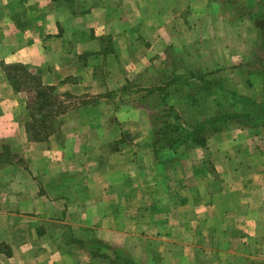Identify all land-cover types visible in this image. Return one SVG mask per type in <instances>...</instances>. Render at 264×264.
<instances>
[{"label":"crops","instance_id":"obj_1","mask_svg":"<svg viewBox=\"0 0 264 264\" xmlns=\"http://www.w3.org/2000/svg\"><path fill=\"white\" fill-rule=\"evenodd\" d=\"M253 50L264 0H0V264H264ZM17 66L66 108L45 126Z\"/></svg>","mask_w":264,"mask_h":264},{"label":"rangeland","instance_id":"obj_2","mask_svg":"<svg viewBox=\"0 0 264 264\" xmlns=\"http://www.w3.org/2000/svg\"><path fill=\"white\" fill-rule=\"evenodd\" d=\"M246 43V44H245ZM243 44H238L237 45H241L243 47V49L241 48V51L246 52V60L247 57L251 56L250 52L251 49L249 47V41L245 42ZM247 45V46H246ZM254 51H252V60L255 63H260L261 59L260 57H263L264 55H257V57H254ZM243 52V54H245ZM250 54V55H249ZM242 53L240 55V57H242ZM264 58V57H263ZM10 73L12 74V76L15 77V79H17V83H20V90H24L27 91V93H29V107L30 109L34 110L35 112H39L38 115H36V117L34 118L33 122H31V128L34 129L35 127H42L45 126L46 123H49L50 120L47 119V115L48 117L50 116L49 114L52 113V110H56L58 109L59 111L62 109L65 110V106L62 103H58L56 101V98L53 96V91L50 88H46L43 87V85H41V82L39 80L38 77L32 76L31 74H29L28 71H26V73H24L23 71L21 72H17L16 70L12 69L10 71ZM230 80L234 81V85H238V84H242V77L237 73H232L230 75ZM240 91L242 92L241 88ZM55 100V102H54ZM156 140H161V134L165 133V130L162 127V121H159V124H157V131H156ZM234 136L236 137V135L234 134ZM37 137V136H35ZM38 137L40 138H45L46 136H41L38 135ZM230 138V137H229ZM227 135H225L223 137V142L225 146H229L231 144V146L233 145V143L231 142V138L229 139ZM3 251L6 255L8 253V250L6 248H4Z\"/></svg>","mask_w":264,"mask_h":264},{"label":"trees","instance_id":"obj_3","mask_svg":"<svg viewBox=\"0 0 264 264\" xmlns=\"http://www.w3.org/2000/svg\"><path fill=\"white\" fill-rule=\"evenodd\" d=\"M17 72L23 71L26 73L25 69L23 67L17 66L13 68ZM27 74V73H26ZM9 80L12 82L13 87L16 90H20V83H17V79H15L14 76L9 72ZM162 122V127L165 130L164 134H161V140L166 141V147L173 148L174 145L177 143L183 144L188 141H192L194 144L197 145H205L206 144V138L202 135H200L198 132L194 131L192 133H187L179 129L175 124H173L172 120ZM34 139V138H33ZM155 142L159 144L160 140H156L155 136ZM165 142V143H166ZM119 261V259H116ZM118 264H128V263H121L119 262Z\"/></svg>","mask_w":264,"mask_h":264}]
</instances>
